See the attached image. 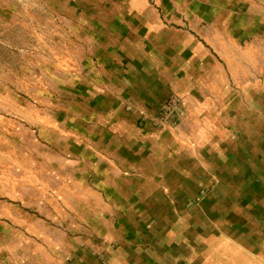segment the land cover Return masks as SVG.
Here are the masks:
<instances>
[{
  "label": "rangeland",
  "instance_id": "obj_1",
  "mask_svg": "<svg viewBox=\"0 0 264 264\" xmlns=\"http://www.w3.org/2000/svg\"><path fill=\"white\" fill-rule=\"evenodd\" d=\"M222 6L212 36L196 22L191 88L182 65L179 93L162 79L137 96L88 65L59 0H0V264L133 247L149 264H264V0Z\"/></svg>",
  "mask_w": 264,
  "mask_h": 264
},
{
  "label": "crops",
  "instance_id": "obj_2",
  "mask_svg": "<svg viewBox=\"0 0 264 264\" xmlns=\"http://www.w3.org/2000/svg\"><path fill=\"white\" fill-rule=\"evenodd\" d=\"M59 1L65 19L75 20L71 35L74 36L76 49L93 53V57L90 59L91 63L88 65L99 67L98 73L101 79L106 77L111 81L115 76L113 81L127 83L126 90L136 93L137 96L142 91L141 87L137 86L139 82H145L147 84L145 89L150 91L149 84H155L158 80L162 83V79L175 83L176 86L172 85L173 90L179 93L182 88L177 82H181L179 76L182 75L180 70L182 65L188 67L186 72L188 73V89H190L189 85L193 83L192 77L195 76L196 22L203 19L204 24H207L203 33L212 36L211 18H213V14L214 18H223L227 14L226 7L222 6V3L227 0ZM217 5H219V9H217ZM224 9L225 11H223ZM170 17L187 19V28L184 30L165 26L164 20ZM207 20L209 22L205 23ZM219 30L221 31L222 28L220 27ZM202 50L205 51L207 57L209 56V59L212 58L211 46ZM147 52H152L154 57H165L166 65L154 66L149 62L148 65L144 64ZM209 59L205 61L207 64H204V68L207 66L208 69L204 70L203 75L204 83L211 84L213 75L217 76L220 69L219 66H216L213 71ZM191 68L192 72L189 74ZM122 69H125L128 75L116 77V74ZM138 76L141 77L140 81L138 78L134 79ZM209 88L211 89L210 86ZM111 91L113 93V90ZM114 186V189L118 187L116 183ZM108 187L110 188L111 185ZM114 189L113 192L116 195L122 194L118 190L119 188L117 189L118 193ZM124 189L123 194H125ZM122 254L124 257L110 256L107 263L149 264L155 259V254L148 247H133L130 251H124ZM76 264H78L77 261Z\"/></svg>",
  "mask_w": 264,
  "mask_h": 264
}]
</instances>
